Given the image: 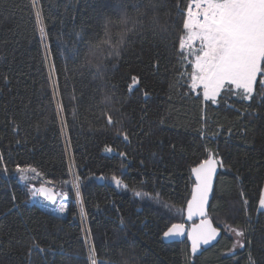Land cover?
Returning <instances> with one entry per match:
<instances>
[{"label":"trees","instance_id":"trees-1","mask_svg":"<svg viewBox=\"0 0 264 264\" xmlns=\"http://www.w3.org/2000/svg\"><path fill=\"white\" fill-rule=\"evenodd\" d=\"M187 4L0 0V264H91L89 248L97 264H264V89L249 101L225 89L213 104L190 88ZM213 154L208 217L221 237L191 257L162 235L183 224L190 171ZM42 181L69 199L64 216L33 203ZM223 228L244 247L232 252Z\"/></svg>","mask_w":264,"mask_h":264},{"label":"snow or ice","instance_id":"snow-or-ice-1","mask_svg":"<svg viewBox=\"0 0 264 264\" xmlns=\"http://www.w3.org/2000/svg\"><path fill=\"white\" fill-rule=\"evenodd\" d=\"M35 3L36 0H33L34 7ZM182 15L184 21L183 33L179 38V59L183 61L194 57L191 60L192 90L202 89L203 99L215 104L225 89L234 92L243 101L253 98L257 84L264 89V79H258V76H264V0H188ZM36 17L39 24V12ZM120 23L127 24V19L122 18ZM39 30L43 41L46 36L44 27L41 25ZM196 41L200 45L198 50L194 49ZM138 85L139 78L133 76L128 85L129 92L135 91ZM112 123L109 115L108 124ZM106 150L111 151L110 148ZM0 163H3L2 158ZM217 163L213 154L191 169L195 182L191 199L187 202L189 220L194 216H205V205L209 201ZM18 171L35 172V169L18 168ZM113 180L117 185L121 183L116 177ZM39 194L55 200V193L51 189L41 187ZM259 205L264 208V192L261 193ZM65 208L66 205H61L57 211L63 213ZM233 231L237 237L244 235L240 230ZM184 232L183 224H172L164 236H180ZM187 234L191 250L196 253L200 244H209L216 238L217 229L207 219H202ZM237 243L244 247L239 241ZM88 259L91 264H97L92 248H89ZM249 264H255L251 257Z\"/></svg>","mask_w":264,"mask_h":264},{"label":"water","instance_id":"water-1","mask_svg":"<svg viewBox=\"0 0 264 264\" xmlns=\"http://www.w3.org/2000/svg\"><path fill=\"white\" fill-rule=\"evenodd\" d=\"M218 173H219V167H218V164H217L216 172L213 175V181H212L213 187H212V190L209 193V201L205 205V216L204 217L194 216L191 220H189L187 218V203H186V206H185V209H184V219H183V225L185 226L184 234L180 235V236H172V237H165L164 234H163L162 235V242L164 244H179V243H182V242L186 241V243L188 245V249H189V254H190L191 257H199L204 251L210 249L211 247H213V246H215L217 244V242L220 240V237H221V231H220V229L214 227L213 224L211 223V221H210V219L208 217V209H209V203H210V201L212 199V193H213V190H214V185H215ZM190 178H191V180L193 182V186H194L195 178L192 175L191 171H190ZM193 186H192V189H191L189 200L191 199V196H192ZM41 187H44V188H47V189H51L55 193V200L53 201V200L46 199L45 196L39 194V189ZM37 198L41 202L45 203L48 207H53V206L56 205V203L58 201V194L55 192V190L53 188H51L49 186H46V185H41L37 189ZM202 219H207L209 221V223L211 224V226L213 228L217 229V235H216V238L214 240H211L209 244H200L198 249H197V251H196V253H193L192 250H191V241L188 239V234L187 233L192 229V227L194 225H199L201 223Z\"/></svg>","mask_w":264,"mask_h":264},{"label":"rangeland","instance_id":"rangeland-1","mask_svg":"<svg viewBox=\"0 0 264 264\" xmlns=\"http://www.w3.org/2000/svg\"><path fill=\"white\" fill-rule=\"evenodd\" d=\"M199 46H200L199 45V41H196L195 45H194V49L198 50ZM192 59H194V57H192ZM201 92H202V89H201ZM202 96H203V94H202ZM70 175H71V172H70ZM72 178L73 177H71V180H70V188L72 190V193L75 194V192L78 190V187H77L76 182ZM20 179L22 180V182L24 181L23 183H26V182L27 183H30V182H32V183L36 182L37 183V182L41 181V178H39V176L35 172H32V171H29L28 174L23 175L22 178H20ZM46 184H47L46 182L42 181V185H46ZM262 192H264V189H263ZM30 193L32 195L31 197L33 199V203H35V204H37L39 206L47 207L45 203L41 202L37 198V190H35L34 187L30 188ZM33 193H35V195ZM77 197H78V195H77ZM260 198H261V196H260ZM68 202H69V199L65 195L59 193L58 194V201H57L56 205L53 206V207H47L46 209H49V210L53 211L54 213H56V215L64 216V214H65L64 212L65 211L63 213H60L59 211H57V209L61 205H66V207H67V203ZM72 203L75 204V200L74 199H73ZM258 209H259V211L264 212V208H261L259 204H258ZM81 220H84V218H82ZM223 232L233 239L232 252H236V251L240 250L241 247L239 246V244L237 242L239 241V243L242 244V237H237L235 235V232L232 229H229V228H223Z\"/></svg>","mask_w":264,"mask_h":264},{"label":"built area","instance_id":"built-area-1","mask_svg":"<svg viewBox=\"0 0 264 264\" xmlns=\"http://www.w3.org/2000/svg\"><path fill=\"white\" fill-rule=\"evenodd\" d=\"M79 198V199H78ZM75 205H76V207L78 208V211H79V217L80 218H85L84 217V213H83V208H82V201H81V198H80V196L78 195V197H77V195H75ZM82 213H81V212Z\"/></svg>","mask_w":264,"mask_h":264}]
</instances>
